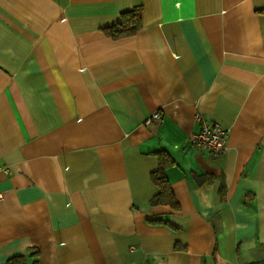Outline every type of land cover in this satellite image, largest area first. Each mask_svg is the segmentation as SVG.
Masks as SVG:
<instances>
[{
  "label": "crops",
  "instance_id": "crops-1",
  "mask_svg": "<svg viewBox=\"0 0 264 264\" xmlns=\"http://www.w3.org/2000/svg\"><path fill=\"white\" fill-rule=\"evenodd\" d=\"M135 5L136 32L107 36ZM261 8L0 0V263L29 247L37 264L264 259ZM196 113L227 130L220 155L188 142ZM161 163L176 209L149 203Z\"/></svg>",
  "mask_w": 264,
  "mask_h": 264
},
{
  "label": "trees",
  "instance_id": "trees-1",
  "mask_svg": "<svg viewBox=\"0 0 264 264\" xmlns=\"http://www.w3.org/2000/svg\"><path fill=\"white\" fill-rule=\"evenodd\" d=\"M139 5L121 10L119 12V20L114 24L108 25L103 28L105 34L113 39L133 35L139 24L140 17ZM259 10L264 11V8ZM150 179L156 187V192L152 195L149 203L153 206L156 205H169L171 208L176 209L178 203L173 195L169 186L167 177L165 175V165H161L153 172L150 173ZM203 180L211 181L212 177L205 176ZM151 222H166L163 219L150 220ZM38 249L35 247L27 248V252L15 254L8 257L0 264H37ZM247 264H264V259L251 261Z\"/></svg>",
  "mask_w": 264,
  "mask_h": 264
},
{
  "label": "built area",
  "instance_id": "built-area-1",
  "mask_svg": "<svg viewBox=\"0 0 264 264\" xmlns=\"http://www.w3.org/2000/svg\"><path fill=\"white\" fill-rule=\"evenodd\" d=\"M159 119L160 113L155 111L145 119V122L150 123ZM195 119L199 122V129L197 132L190 134L188 142L198 150H206L212 155H220L226 149L227 130L200 113L195 114Z\"/></svg>",
  "mask_w": 264,
  "mask_h": 264
}]
</instances>
